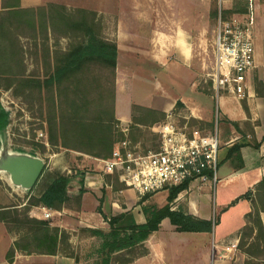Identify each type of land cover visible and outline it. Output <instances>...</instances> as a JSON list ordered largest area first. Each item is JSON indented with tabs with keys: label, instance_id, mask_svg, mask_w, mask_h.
<instances>
[{
	"label": "crops",
	"instance_id": "obj_1",
	"mask_svg": "<svg viewBox=\"0 0 264 264\" xmlns=\"http://www.w3.org/2000/svg\"><path fill=\"white\" fill-rule=\"evenodd\" d=\"M12 2V0H10ZM46 0H20L22 7H35L43 4ZM100 0H91L94 4ZM108 2V0L106 1ZM159 2V3H158ZM158 0H130L129 4L123 6H108L107 9L95 11L130 16L116 24L113 34V41L118 46V57L116 66V101L114 107L115 118L119 125L128 129L133 121L132 106L140 105L156 111L169 114L176 104V98L169 99L170 96H163L162 93L152 94L148 103L138 101L132 97L126 111L120 108V92L124 79L146 77L144 74L150 73L149 79H157L158 71L166 69L173 71L178 62L186 64L183 68L185 79L194 92H200L196 83L191 80L192 74L197 69L198 46H203L205 39L197 35L194 36L184 25L171 24L163 26L161 18L156 15L179 13L178 8L163 7ZM3 7V0H0V10ZM250 14L253 22L255 42L258 37V26L253 18L255 6L252 3ZM154 16V17H152ZM111 41V40H110ZM260 81L264 82V52L256 46V66L253 69ZM173 73V72H172ZM251 72L248 77V115L243 107L242 101L233 95H223L218 101L213 94L208 95L215 100L216 109L221 116L222 131H220L221 147L219 151V165L217 170V182L201 185L199 182H192L189 187L182 191L171 204L172 209L182 208L189 214L204 220H212L213 211L216 210L218 221L214 225V241L222 245L221 253L225 252V246L229 241L240 240L248 232V239H258L259 227L254 218L256 212L264 228V185L260 186L264 180V96H256L253 83H251ZM191 89V90H192ZM124 92V91H123ZM205 94V93H203ZM197 96L192 94L191 96ZM179 98L188 111V115L194 119L202 121H213L202 116V109L195 104L198 97ZM195 104V106L190 105ZM219 124L221 125V123ZM221 129V126H219ZM258 142L259 147L245 145L240 152L232 150L234 144L252 140ZM43 159L46 166L33 186L32 192L40 197L56 177L61 174L71 173L70 162L76 163L80 167L81 163L95 166V172H86L82 178V188L84 195L81 209L63 207L60 211L61 217L58 226L67 230L71 234V241L76 239V233L83 228L108 229V219L110 216L130 211L133 213L137 223H144L146 216L143 208L148 204L162 207L167 204L168 190H161L152 193L148 198L143 199L136 191L125 187L115 186L110 179L114 176L104 174L102 165L97 161L98 157L87 154L80 150L63 148L49 153ZM242 160V161H241ZM70 161V162H68ZM79 178V177H78ZM80 179V178H79ZM72 187H68L69 195L77 194ZM216 198V206L213 200ZM36 210H40L39 208ZM34 211L36 216L41 213ZM107 216V219L105 218ZM168 227L170 233H192L201 243L197 246L203 255L209 256V242L211 232H179L171 223L169 218L163 219L159 230L155 231L145 242L149 243V253L136 257L130 264H164L169 262L165 254L156 256L157 248H162L163 238L160 236L164 226ZM156 247H152L151 241ZM190 239V240H191ZM17 236L14 233L4 230L0 233V264H77L73 257L61 256L59 254L27 253L16 251L12 261L7 259L9 249L14 246ZM4 244V247L2 246ZM247 244V243H243ZM216 263V262H215Z\"/></svg>",
	"mask_w": 264,
	"mask_h": 264
},
{
	"label": "rangeland",
	"instance_id": "obj_2",
	"mask_svg": "<svg viewBox=\"0 0 264 264\" xmlns=\"http://www.w3.org/2000/svg\"><path fill=\"white\" fill-rule=\"evenodd\" d=\"M100 0L98 3L94 4L91 0H46L42 2L41 5H48L50 3H58L63 4L68 7L69 11L74 12L77 18L82 17L83 13L79 10H89L94 11L95 14H88V18L91 20L93 25L95 26L98 34L105 40L113 41V34L115 31L116 24L120 21V18L128 19L130 16H122V15H113L100 13L95 11L97 8L99 11L107 9L108 6H123L124 3L129 4L130 0ZM163 7H176L180 11L179 13L173 14H163L161 16L156 15V18H161L163 26L171 24L184 25L194 36H201L204 41L203 46H198L199 52L197 58V69L192 74L191 80L196 83L197 89L203 93L194 92L191 86L188 84V79H185V70L183 68H187L186 64H182L180 62L177 63L178 66L175 65L176 69L173 71L163 70L158 71L157 79H149L151 76L150 73L145 72L146 77H137V78H125L122 84L120 92V108L121 110L126 111L129 105V101L132 97L138 101H143L148 103V99L152 94L162 93L163 96H170L169 99H177L176 103L179 101V104H175V108L169 113L173 114V117L179 123H184L186 121V117H190L189 123L195 125L193 122H196V125H201L199 120L194 119L192 116L188 115V111L185 108V104L179 98L190 99L193 98L192 94H197L198 97L195 101V104L198 105L199 108L202 109V116L206 119H215L216 115V104L215 100L208 95L213 94L212 83L209 80L207 74L211 71V64L213 59V45H214V36H215V28L217 23V17L219 14L220 8L223 10H238L243 8V6L247 5L248 10L246 13H238L241 17H248L247 13H249L250 8L253 5L255 6L254 12V20L256 25L258 26V37L256 40V46L259 47L261 52H264V0H158ZM159 3V2H158ZM40 6V5H37ZM35 6V7H37ZM233 16V15H232ZM154 17V16H152ZM166 25V26H167ZM23 45L27 42L26 39L22 38ZM25 42V43H24ZM58 42V41H57ZM59 46L51 40L48 44L50 46V50L53 51L56 49H65L68 46V40L62 39L59 41ZM28 43V42H27ZM30 45V42L28 43ZM27 44V45H28ZM28 54L26 57V65H27V74H35L40 78H43L44 71L46 69L44 65V60L48 58V53L43 50V48H35L30 47L27 48ZM50 51V53H51ZM21 70V69H20ZM173 72V73H172ZM251 83H253L255 89L256 96H264V82L260 81L257 75L252 71ZM89 79L88 82L92 85L91 89V99L95 100L98 104L106 106V108L111 106L116 101V80L114 85L112 84L111 74L108 70L99 68L97 66L93 67L92 70L85 74ZM14 74H3V80L0 81V102L7 111L10 113V124L6 128L5 131L0 132V162L5 158L8 154L13 155H29L32 157H40L42 159H46V156L49 153H53L55 151L61 150L64 147L60 145H52L49 141L50 131L49 125L47 122V103L45 101V91L42 92V95L38 94V91L33 88H21V87H13L10 89H4L10 81L8 79H12ZM18 87V88H17ZM113 89L115 92H113ZM192 89V90H191ZM247 99V98H246ZM243 100V107L246 109V113L249 115L248 108V100ZM96 102L91 105V109L96 108ZM190 105L191 100H190ZM195 104L193 106H195ZM133 107V106H132ZM133 111V109H132ZM138 116L141 115L139 112H135ZM167 114V116L169 115ZM219 122L221 121V116L218 111ZM134 116V113H133ZM160 119L159 122H162L167 119ZM197 120V121H194ZM208 125L211 124V121H202ZM221 123V122H220ZM153 124H138L136 125L134 121L131 123V128H129L128 136L134 142H139L143 146L147 147L151 144H156L158 137L151 131V126ZM206 125V126H207ZM220 131H222V123ZM118 130H122L121 125L118 124ZM209 127V125L207 126ZM212 127V126H211ZM210 127V128H211ZM57 126L54 128L56 134ZM60 129V127H59ZM57 135V134H56ZM60 138V134L56 139ZM252 140V139H251ZM254 142V140H252ZM70 162V161H68ZM46 163V162H45ZM71 173L70 175L71 181L69 186L72 187L73 191L77 192V194L70 195L72 200H70L67 205L63 207H71L77 210L81 209L82 199L85 193L84 188H82V178L86 172H95V166L86 165L84 163L80 164V167L76 165L73 161L70 162ZM105 174V173H104ZM80 179H79V178ZM114 184L120 185L119 187H125V184L119 181L117 177L110 179ZM32 189H24L15 185L11 179V176L8 172L2 171L0 168V214L3 212H14L18 210L21 214L19 218L21 221L10 223V228L8 224L4 220H0V233H3L4 230L7 232L14 233L17 236V240H20L26 235H29V227L32 226V223L27 221V219L32 218L40 221H47V228L50 229V233H53L52 230L55 228H59L58 233V253L61 256L73 257L76 259L77 264H102L103 258L105 257V252L103 250L104 237L100 235H96L93 233L92 228H83L80 229L76 233V239L71 241V234L58 226L59 218L61 217L60 211L63 209H55L50 208L52 215L49 218L44 216V208H48L46 206L40 204H29L30 200H34L39 198L32 192ZM81 192V201L78 206V202L76 201V196H78ZM216 206V198L212 203ZM152 205L148 204L147 206ZM28 206V210L26 209ZM40 210H36V209ZM25 209L27 210L26 212ZM33 210L41 213V216L38 217L35 215ZM212 220L215 225L218 221V217L216 214V210L213 211ZM16 217V216H15ZM109 223V222H108ZM34 227H37L34 225ZM101 230L104 233H108L110 231V225L108 229H94ZM65 231V233L69 236L68 242L60 243L61 232ZM40 234H45V231H42ZM39 234V235H40ZM47 234V233H46ZM36 235V234H35ZM33 235V236H35ZM32 236V235H31ZM160 236L163 238L162 248H157L158 254L156 256H163L165 254L169 262L164 264H245L246 260L249 258V253L256 256L255 260L264 263V242L261 240H253L250 241L248 239V232L245 233L244 237L239 242L238 250L230 253L229 257L223 258L219 249L222 246L215 247L218 245H222L218 241H214L215 233L211 232V239L209 242V256L203 255V251H200L199 247H197L201 241L198 238L191 239L195 235L192 233H175L172 234L169 232L168 227L165 225L160 232ZM191 239V240H190ZM151 241L152 247H156V243H158V238ZM241 243H247L240 246ZM253 243V244H251ZM259 244L260 247L257 246ZM6 244V243H4ZM2 243V246L4 247ZM30 249L35 250V241L33 237L24 241L23 245ZM148 250L149 253V243H144L143 246L138 247L130 254L127 251H121L119 253L113 254V259L110 264H123L124 258H131L134 256V259L138 256V253H142ZM165 252V253H164ZM0 253L1 250H0ZM36 253V252H34ZM126 253V254H125ZM145 254V255H147ZM73 255V256H72ZM216 262V263H215Z\"/></svg>",
	"mask_w": 264,
	"mask_h": 264
},
{
	"label": "trees",
	"instance_id": "obj_3",
	"mask_svg": "<svg viewBox=\"0 0 264 264\" xmlns=\"http://www.w3.org/2000/svg\"><path fill=\"white\" fill-rule=\"evenodd\" d=\"M247 10V5L236 11L224 10V16L230 17L238 13H246ZM79 11L83 15L77 18L76 14L69 11L68 7L63 4L50 3L24 8L20 5V0H12V2L3 0V7L0 10V81L3 80L1 75L12 73L14 76L12 79H8L10 82L3 87L4 89H10L12 86L28 87L36 89L40 95L45 91L47 122L50 131L49 141L52 145L80 150L98 158H108L116 144L124 139L125 134L116 127L119 123L115 118L114 103L106 108L91 99L93 86L89 84L87 80L89 78L85 74L95 66L108 70L114 85L118 46L116 42L105 40L98 34L88 18V14H95L94 11L86 9ZM23 37L28 43L30 42V45L27 42H24L25 45L22 44ZM62 39L68 40L67 48H55L51 51L48 43L53 40L59 46V41ZM29 46L43 48L46 54L48 53V58L43 61L46 67L43 78L26 73L28 68L26 57ZM113 92H115L114 89ZM95 102L96 108L92 110L91 105ZM179 103L178 101L176 104ZM132 109L133 121L136 125L140 123L154 124L167 116L165 112L140 105H133ZM136 111L141 115L138 116ZM199 123L201 127L209 125L207 128L213 125V122L208 125L200 121ZM9 124L10 113L3 108L0 102V132L5 131ZM56 126L57 135L54 131ZM59 134L60 138L56 139ZM247 144L254 147L260 145L256 141H241L234 144L232 150L240 152L241 147ZM71 178L68 174L59 175L39 198L30 200L29 204L61 209L72 200L68 192ZM262 185H264V180L260 183V186ZM115 186L117 187L116 184ZM187 186V184H183L168 188L167 204L162 207L156 205L144 207L143 212L146 216L144 223H137L133 213L127 211L109 217L110 231L108 233L92 229L94 234L104 237L105 257L102 264H110L114 253L127 251L130 254L138 247L143 246L150 236L159 230L165 218H169L179 232H212L214 229L212 220L197 218L182 208L172 209L171 204L182 191L187 189ZM82 193L75 198L79 203L78 206ZM149 195L143 196V199L148 198ZM28 208L26 206L27 210ZM26 209L24 212L27 211ZM255 214L254 222L259 227L258 239L264 238L263 225L256 218L259 214L258 212ZM19 215L23 214L18 210L3 212L0 214V220H4L10 228V223L21 221ZM105 218L107 219V216ZM27 221L32 223V226L29 227V235L14 243L7 253V259L11 262L16 251L57 254L59 228L53 229V233H50L47 221L32 218ZM42 231H45V234H40ZM32 237L36 245L33 247L35 250L28 248L26 244L23 245L24 241H28ZM68 238L65 231H62L59 242H68ZM256 244L260 247L258 243ZM243 245L245 244H240L241 247ZM147 252L148 250L145 249L144 252L135 256H143ZM249 255L245 264H264L255 260L256 256L251 253ZM133 260L134 256L124 258L123 264H130Z\"/></svg>",
	"mask_w": 264,
	"mask_h": 264
},
{
	"label": "built area",
	"instance_id": "obj_4",
	"mask_svg": "<svg viewBox=\"0 0 264 264\" xmlns=\"http://www.w3.org/2000/svg\"><path fill=\"white\" fill-rule=\"evenodd\" d=\"M250 12L246 18L225 17L224 10H219L211 71L207 74L217 101L225 94L239 101L248 96V77L256 66ZM189 119L179 123L169 114L166 120L154 123L151 131L158 140L147 147L134 142L128 136L129 130L122 129L125 137L116 144L111 156L97 158L103 173L117 177L140 196L183 184L188 188L192 182L215 184L221 147L218 108L211 128L192 125ZM44 213L46 218L52 215L50 208H44ZM238 247V240L229 241L221 257H229Z\"/></svg>",
	"mask_w": 264,
	"mask_h": 264
},
{
	"label": "water",
	"instance_id": "obj_5",
	"mask_svg": "<svg viewBox=\"0 0 264 264\" xmlns=\"http://www.w3.org/2000/svg\"><path fill=\"white\" fill-rule=\"evenodd\" d=\"M45 166L42 158L21 154H8L0 162L1 170L10 174L13 183L27 190L35 185Z\"/></svg>",
	"mask_w": 264,
	"mask_h": 264
}]
</instances>
